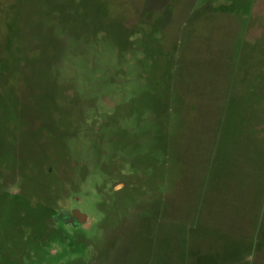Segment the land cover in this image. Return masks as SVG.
I'll return each mask as SVG.
<instances>
[{
  "label": "rangeland",
  "instance_id": "1",
  "mask_svg": "<svg viewBox=\"0 0 264 264\" xmlns=\"http://www.w3.org/2000/svg\"><path fill=\"white\" fill-rule=\"evenodd\" d=\"M0 264H264V0H0Z\"/></svg>",
  "mask_w": 264,
  "mask_h": 264
},
{
  "label": "flooded vegetation",
  "instance_id": "2",
  "mask_svg": "<svg viewBox=\"0 0 264 264\" xmlns=\"http://www.w3.org/2000/svg\"><path fill=\"white\" fill-rule=\"evenodd\" d=\"M60 219L63 223L65 222V223H69L72 225H77V220H76V218H73L71 212H62Z\"/></svg>",
  "mask_w": 264,
  "mask_h": 264
},
{
  "label": "water",
  "instance_id": "3",
  "mask_svg": "<svg viewBox=\"0 0 264 264\" xmlns=\"http://www.w3.org/2000/svg\"><path fill=\"white\" fill-rule=\"evenodd\" d=\"M72 216L73 218H76L77 224H83L86 221V218L82 216L78 211H73Z\"/></svg>",
  "mask_w": 264,
  "mask_h": 264
},
{
  "label": "crops",
  "instance_id": "4",
  "mask_svg": "<svg viewBox=\"0 0 264 264\" xmlns=\"http://www.w3.org/2000/svg\"><path fill=\"white\" fill-rule=\"evenodd\" d=\"M175 235L178 236L177 231L175 232Z\"/></svg>",
  "mask_w": 264,
  "mask_h": 264
}]
</instances>
